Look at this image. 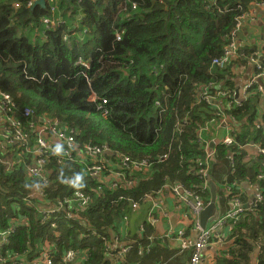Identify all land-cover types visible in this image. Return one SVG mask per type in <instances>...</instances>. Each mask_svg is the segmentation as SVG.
<instances>
[{
	"label": "trees",
	"instance_id": "trees-1",
	"mask_svg": "<svg viewBox=\"0 0 264 264\" xmlns=\"http://www.w3.org/2000/svg\"><path fill=\"white\" fill-rule=\"evenodd\" d=\"M27 1L0 0V92L13 98L17 121L29 137L26 144L14 142L4 150L0 148V230L14 227L6 241H0V257L4 259L0 264H38L44 251L52 256L51 264H70L67 251L80 249L87 251L83 264H111L102 241L89 234L87 228L105 236L110 230L118 232L123 214L130 212L129 200L141 204L145 195L165 191L162 185L166 182L178 181L209 197L201 187L193 158L199 153L193 143V129L209 120L214 108L223 107L200 98L198 88L226 80L223 72L227 67L218 69L212 59L229 42L235 17L257 0H59L58 7L68 11L67 18L50 28L41 21L49 15V7L27 6ZM132 1L138 5L135 12H130ZM15 2H19L18 7H14ZM68 19L74 20L71 26ZM27 28L28 33H24ZM34 28L39 34L31 37ZM120 30V40H116L115 33ZM63 33L68 34L67 42L62 41ZM78 58L88 61L89 66L76 64ZM7 74L18 75L24 90L7 81ZM227 82L229 87H217L233 89L231 81ZM27 92L37 98L31 101ZM93 93L106 98V118L97 109L101 100L91 99ZM156 99L159 107L154 104ZM24 108L31 110L29 117L23 116ZM198 109H203L202 117ZM223 111L235 120L247 118L254 129L234 133L237 143L260 139L264 146V138L259 136L262 131L254 128V105L249 97L239 106H225ZM38 118L59 122L60 127L72 130L81 144L107 143L132 158H150L151 165L130 175L137 179L133 187L111 189L101 185L96 190V179L76 177L83 174L84 167L75 162V168L74 152L65 154L64 147L54 146L55 154L46 156L48 162L43 167L49 183L43 185L40 179L28 176L21 164L34 161L27 151L35 142L29 124L43 121ZM187 118L188 124L179 125L183 129L181 148L174 141L176 135L171 144L168 137L156 136L158 119L164 127L169 120L173 126L176 120ZM215 151L221 172L228 175L225 185L234 187L236 180L248 179L235 144H219ZM163 153L168 157L157 158ZM230 156L234 157L233 171ZM20 157L23 161L16 162ZM216 171L212 170V176ZM258 183L264 184V178ZM38 184L43 194L32 196L31 203H27L24 196L36 194ZM81 185L91 200L86 208L75 210L77 217L68 218L59 210L54 214L57 219L53 220L51 214L52 218L43 219L40 203H56ZM231 190L238 192L237 188ZM235 196L244 202L240 194ZM53 221L55 226H51ZM230 231L228 238L233 247L226 257L218 259V264H249L252 242L264 238V196L243 210ZM138 243L119 264L142 261L150 250L155 254L157 247L153 245L138 255Z\"/></svg>",
	"mask_w": 264,
	"mask_h": 264
},
{
	"label": "built area",
	"instance_id": "built-area-1",
	"mask_svg": "<svg viewBox=\"0 0 264 264\" xmlns=\"http://www.w3.org/2000/svg\"><path fill=\"white\" fill-rule=\"evenodd\" d=\"M59 0H45L46 6L49 7V15L42 17V23L47 27L54 26L60 23V20L53 21L51 18L57 11V5ZM78 2L82 0H76ZM35 0H28L27 6H33ZM257 5L263 6L264 2L258 3ZM19 2L14 3V7H18ZM138 5L136 2L132 1L130 6V11L134 12L137 9ZM249 16L247 11H241L236 17L234 21L233 27L229 31V42L224 46L222 53L214 57L212 59V65L217 66L219 68L224 67L234 56L237 55L238 51V34L243 26V22L246 17ZM119 38V36H117ZM66 39V36H63V40ZM259 67V66H258ZM260 68V67H259ZM259 75H262L260 73ZM254 82H250L245 85L244 93L241 98H238L236 95V91H223L221 90L219 93L222 96H226L227 102L226 107L239 106L241 105V101L245 100L249 94V89L252 87ZM209 87H212V83L204 85L201 88L200 94L201 98L204 99L208 103L213 102V96L209 90ZM106 103V100H102V105ZM214 110V114L209 119V121H213L217 119V117L221 116V120L225 121L226 114H224V108ZM101 109L102 115L106 116L108 110L104 106H98ZM17 107L13 100V98L4 92H0V148L2 150L9 147V144L14 142H25L27 143L29 137L26 132H24L20 128V122H18V118L16 117ZM24 117H29L31 114V110L29 108H24L22 112ZM42 122L37 121V123L29 124V128L35 134L33 141H35L31 146L27 147L28 152L32 153L34 157V161L31 163L22 162L21 164L26 168L27 174L30 177L40 179L43 185H47L49 180L44 174L45 168L44 165L48 162L46 156L48 154H55L54 146L56 147H64V153L68 154L70 152H74V157L77 154H80L83 158L82 160V173L81 174L85 178H93L96 179L98 185L96 190L101 188V185H105L110 187L111 189H115L118 186H123L124 188L133 187L136 184V178H130L133 172L136 170L148 169L151 163L147 159H136L132 158L126 154H120L116 152L114 149L110 148L106 144H92V143H84L81 144L75 138L72 130H67L65 128L60 127L59 122L53 120H45L42 119ZM34 123V124H33ZM226 127V126H225ZM182 132V129H179V133ZM233 129L229 126L226 129V133L222 138V143L225 145H231L234 142ZM114 153V157L116 158L113 164H108L105 162V155L107 153ZM167 156H162V159H165ZM210 155L207 154L204 159H196L198 170L197 172L205 176L207 171V159H209ZM75 158H72V160ZM23 159L20 157L16 160V162H21ZM135 174V173H134ZM133 174V176H134ZM38 192L36 194H30V196H24V199L27 203H31L32 196H41L43 194V190L40 184H38ZM163 189L170 190L172 196L178 201V207L185 206L187 210L183 213L182 217L184 221H188L187 212L195 217L194 224L195 227H198V232L195 238H190L186 233L185 228H181L174 235L176 240L179 242L181 250H190V257L187 264H199L202 258V251L204 247L210 243L212 237L215 235V231L218 227L226 225L228 221L232 223L237 221L240 214L243 212V207L240 200L235 197L231 200L232 208L229 210L223 217L216 218L215 222L210 226L201 229L199 227V214L204 208V199L197 192L191 191L184 187L181 183H165ZM94 188H91L93 191ZM156 194V195H155ZM154 194L145 195V200L149 202L148 213L146 216V221L155 225L159 222V216L156 213L161 214L164 217L168 216V213L164 211V200L161 197L160 190ZM119 198H122L120 196ZM128 198V197H127ZM126 198V199H127ZM91 198L86 194L84 187L81 185L76 187L71 196L65 197L64 199H58L56 203H53L46 208H43V219L48 220L52 218L50 216L53 215V220L58 217L54 216L55 213L59 212V210H63L65 212V216L68 218L77 217L75 210L84 209L88 206ZM139 203L137 201L129 200L130 212L123 214L120 221L124 224V229H128V221L130 218V213L136 211L138 209ZM42 208V207H40ZM51 226H55V222L51 224ZM145 224L142 223L139 227L140 236L137 237L135 242H139L144 238L145 234ZM14 231V227L10 226L6 230H0V241H6L9 233ZM89 234L95 236L100 241H102L105 246V253L107 258L112 261V264H119V262H123L127 254L131 251L134 243H123V240L120 238L118 234H113L110 236L97 234L95 231H91L87 228ZM172 235L167 232L164 237L170 238ZM148 240H152V237H148ZM148 246L143 247L138 244L137 254L141 255L144 252H147ZM87 251L75 253L71 250L67 251L66 259L70 261V264H83V261L86 259ZM1 261H4L2 257H0ZM38 264H51L52 256L49 255L48 251H44L41 254V257L37 260Z\"/></svg>",
	"mask_w": 264,
	"mask_h": 264
},
{
	"label": "crops",
	"instance_id": "crops-1",
	"mask_svg": "<svg viewBox=\"0 0 264 264\" xmlns=\"http://www.w3.org/2000/svg\"><path fill=\"white\" fill-rule=\"evenodd\" d=\"M249 14L252 16H248V18L244 21L243 26L238 34L240 56L238 55V57H236V59L227 66V70L223 72V76L226 77V80L219 81L218 83H220L221 86L229 87L227 80L231 81L232 88L237 91L238 98H241L244 93L243 90L245 85L250 82H254L250 88L248 97L252 100V104L254 105V128L262 131L259 136L264 138V8L261 6H256L254 11L251 9ZM78 15L81 17L80 14ZM72 22L73 21H71V23ZM28 30L29 29L27 28L23 31L24 33H28ZM31 30H35V28ZM38 34L39 30L36 29L34 36H37ZM260 73H262V75H259ZM198 96H201V94H198ZM92 98H94V96ZM226 102L227 99L219 98L216 101V104L224 107ZM201 110L203 109H198L197 113L202 117L204 112ZM188 119L189 118H187L186 122L183 120H176V122L179 121V124L180 122L188 124ZM225 121L228 122L225 123L224 121L218 119L213 121L206 119L202 125L193 129L195 135L193 143L196 146V150H199V153L193 156L195 160L205 158L209 143L216 139L217 131L222 123H224V127L226 126L223 131V136L225 135L226 129L229 126H231L233 131L238 134H242L248 129H251L252 131L254 130L250 122L247 121V118L235 120L234 118L232 119L230 117H226ZM182 136L183 135L174 138L178 148H181L184 145ZM167 137L169 141L173 140L170 138V136ZM245 137H249V135H246ZM232 144L237 146V151L235 153L239 154L238 156L241 157V162L246 166L248 179L244 181H237L235 179L236 181L234 182V187L229 186V184L225 185L228 175L221 172V162L216 159V146L215 148L213 147V160H208L209 174L205 180V185H202V189L204 191L207 190L209 193L208 198L203 196L205 201L207 199V203L210 200V190L212 187L214 188L216 192V214L207 221L206 227L210 226L218 218L223 217L229 210H231V196L233 198V196L240 194L241 199L244 201L240 202L243 209L245 210L250 209L253 202L261 200L262 196H264V184L258 183L260 178H264V146L261 145L260 139L247 140L244 143H237L234 139ZM113 154L114 153L110 152L105 155L106 163L113 164V162H115L116 158ZM159 156L157 158H159ZM183 157H185V159L188 161H192L193 159L192 157L187 155L185 156L184 154ZM74 158L75 160L73 164H75V168L77 167L76 163H78L81 167L83 160L82 156L77 154ZM147 159L151 160L150 158ZM230 160L234 163L233 156H230ZM214 168L217 171L215 172V175L213 173L212 176V170ZM231 171L233 170L231 169ZM251 175H253V177L249 179ZM76 177L80 178L81 174L78 173ZM253 179H257V181H254ZM166 183L171 184L180 182L177 181ZM235 188L238 189L236 194H234V192L231 190ZM159 190L161 192V197L165 201L164 211L168 213L167 217L156 213V215L159 216V222H157L155 225L149 224L146 221L149 202L145 200L143 203L139 204L136 211L130 213L127 230L124 229V224L122 221H120L118 232L114 230L109 231L110 236L113 234H118L123 240L124 244H135L137 243L135 240L140 236L139 227L142 223L145 224L146 228L144 238L141 239L138 244L143 247L148 246L149 250L150 247L152 249L154 245L157 247V249H154L153 251L155 254H152L150 250V252L143 256L142 261H137L136 263L132 264H153L154 259L155 264H186L188 255H190V250L180 249L179 242L176 240L174 235L179 229L185 228L187 235H189L190 238H195L198 232V227H195L194 224L195 217H193L188 211V221H184L182 215L187 210V208L185 206H177L178 201L172 196L170 190ZM157 191H155L154 194ZM40 206L42 208H46V206H44L42 203H40ZM232 227L233 223L228 221L226 225L216 229L215 235L212 237L210 243H208L202 251V258L199 264H218V259L220 257L227 256L228 251L233 247L232 241L230 238H228V235L231 233L230 229ZM149 230L150 232H148ZM167 232L172 235L170 238L164 237ZM148 237H152V240H148ZM263 239L264 238L252 242L249 264H260L264 261ZM143 242L148 243L143 244ZM45 246H47V244ZM33 263H35V261Z\"/></svg>",
	"mask_w": 264,
	"mask_h": 264
},
{
	"label": "clouds",
	"instance_id": "clouds-1",
	"mask_svg": "<svg viewBox=\"0 0 264 264\" xmlns=\"http://www.w3.org/2000/svg\"><path fill=\"white\" fill-rule=\"evenodd\" d=\"M36 1V0H35ZM76 1V0H75ZM14 4V3H13ZM34 5V4H33ZM45 5H46V3H45ZM256 6H260V5H257L256 4V2H254L253 4H251L250 6H249V9L248 10H244V11H247L248 13L251 11V9L254 11V9L256 8ZM261 7H263L264 8V5L263 6H261ZM131 12V11H130ZM135 12V11H134ZM248 17H246L245 18V20L247 19ZM58 20H60V23L63 21L62 20V18L60 17V18H58ZM244 20V21H245ZM60 23H58V24H56V25H58L59 26V24ZM244 23V22H243ZM45 26V25H44ZM46 27V26H45ZM53 27V26H52ZM50 28V27H49ZM242 28V27H241ZM120 35H121V30L120 31H116V33H115V38H116V40H120ZM63 36H66V39L65 40H63ZM117 36H119V38H117ZM46 37V36H45ZM45 37H44V39H45ZM68 34L67 33H63L62 34V41L63 42H67L68 41ZM237 45H238V43H237ZM239 51H240V49H239V46H238V51H237V55L236 56H234V58H232L224 67H222V68H219V67H217V66H215V67H217L218 69H223V68H225V67H227L229 64H231L232 62H233V60H235L236 59V57H238V55H239ZM240 56V55H239ZM76 64H81V65H83L84 67H88L89 66V63H88V61H86V60H82L81 58H78L77 60H76ZM214 66V65H213ZM152 68H154V67H152ZM154 71H156V70H154ZM153 71V72H154ZM209 83V82H208ZM207 83V84H208ZM206 85V84H205ZM220 85V83H216V84H213L212 83V87L214 86V88L216 89L215 90V92L214 91H212V87H209V90H210V92H211V94H212V96H213V103H215L216 104V101L219 99V98H225V99H227L226 98V96H222V95H220V91L221 90H223L224 92L225 91H235L234 89H223V88H218L217 86H219ZM221 86V85H220ZM202 87H204V85H202V86H200L199 88H198V92H199V94H200V91H201V88ZM249 91H250V89H249ZM236 95H237V91H236ZM249 95V94H248ZM94 96V98H92ZM200 98H201V96H200ZM247 98H248V96H247ZM91 99L92 100H95V99H99V100H101V102L98 104V106H104L107 110H108V107L106 106V103H107V100H106V98H104V97H99V96H97L96 94H92L91 95ZM103 99H105L106 100V103L104 104V105H102V100ZM154 104H155V106H160V103H159V100H155L154 101ZM98 106H97V109L100 111V116L102 117V118H106V116H107V114H106V116H103L102 115V112H101V109L100 108H98ZM219 106V105H218ZM235 106V105H234ZM221 107V106H220ZM229 117V116H228ZM39 119V118H38ZM222 119V118H221ZM158 121H159V128L158 129H156V136H158V137H160L161 135H163V137L164 138H166L167 136H170V138L171 139H173L174 138V136L176 135V136H181V135H183L182 134V132H183V129L182 128H180V124H179V121L178 122H176V124L174 123V125L172 126V122H171V120H169L167 123H166V125L164 126V127H162V123H161V121L158 119ZM184 122H186V120H183ZM179 129H182V132L181 133H179ZM224 129H225V127H224ZM224 131V130H223ZM235 133V132H234ZM233 133V136L235 135ZM222 138H223V136H222ZM171 140H170V144H171ZM220 144H222V145H224L225 147H228V146H230V145H225V144H223L222 143V139H221V141L219 142ZM92 144H94V143H92ZM101 144H106V145H108L107 143H101ZM170 144H169V146H170ZM97 145H100V144H97ZM232 145V144H231ZM109 146V145H108ZM168 146V147H169ZM217 146V145H216ZM110 147V146H109ZM111 148V147H110ZM214 148H215V146H214ZM120 154H122V153H120ZM206 154H209L210 155V157H209V159H211L212 157H213V151H212V153H210L209 151H207V153ZM127 155V154H126ZM164 155H166L167 157H168V153H163V154H161L159 157H160V160H164V159H162V156H164ZM183 156V155H182ZM166 157V158H167ZM206 157V156H205ZM185 158V157H184ZM137 159H147V158H145V157H143V158H137ZM209 159H207V171H206V174H205V176L204 177H202V175L200 174V173H198V175H199V177L202 179V183H201V187H202V185H205V180H206V178H207V176H208V172H209V164H208V160ZM148 160V159H147ZM149 162H150V160H148ZM194 161H195V159H194ZM195 164H196V166H197V162L195 161ZM231 169L232 170H234V163L231 161ZM197 170H198V167H197ZM202 198H203V196H201ZM236 196H233V198H235ZM232 198V199H233ZM204 199V198H203ZM231 199V200H232ZM204 203H205V205H206V201L204 200ZM205 205H204V207H205ZM232 208V207H231ZM204 209V208H203ZM244 210V209H243ZM242 214V213H241ZM241 214H240V216H241ZM239 216V217H240ZM238 217V218H239ZM238 220V219H237ZM206 228V227H205ZM82 251H84V252H86L84 249H80V250H77V252H75V253H79V252H82ZM149 251V250H148ZM147 251V252H148ZM145 253V252H144Z\"/></svg>",
	"mask_w": 264,
	"mask_h": 264
},
{
	"label": "water",
	"instance_id": "water-1",
	"mask_svg": "<svg viewBox=\"0 0 264 264\" xmlns=\"http://www.w3.org/2000/svg\"><path fill=\"white\" fill-rule=\"evenodd\" d=\"M69 1V0H65ZM39 4L40 6H45V0H36L34 2V5ZM39 120H42V118H39ZM223 130H224V123H222L217 131L216 139L214 141H211L209 143L208 151L212 153L213 147L218 145L219 142L222 139L223 136ZM213 160V157L211 158ZM216 192L214 188L212 187L210 190V200L206 203L204 209L199 214V226L201 229H204L207 225V221L212 218L216 214Z\"/></svg>",
	"mask_w": 264,
	"mask_h": 264
},
{
	"label": "rangeland",
	"instance_id": "rangeland-1",
	"mask_svg": "<svg viewBox=\"0 0 264 264\" xmlns=\"http://www.w3.org/2000/svg\"><path fill=\"white\" fill-rule=\"evenodd\" d=\"M61 12V13H60ZM67 13H68V11H63L62 10V8H60V7H58V5H57V11H56V13L53 15V17L51 18L53 21H55V20H57L58 18H63V20H64V18H67ZM249 16H252L251 14H249ZM69 21H68V25H70L71 26V21H74V20H71L70 21V19H68ZM65 21V20H64ZM43 24V23H42ZM44 26V25H43ZM30 36L31 37H36V35L34 36V34H33V32H31L30 33ZM6 78H7V81H10V82H14L17 86H19L21 89H23V87L21 86V84H20V82H19V77H18V75L15 77V76H13V75H6ZM24 90V89H23ZM27 95H28V98L32 101V100H34V99H36L37 97L35 96V95H33V94H31L30 92H27Z\"/></svg>",
	"mask_w": 264,
	"mask_h": 264
},
{
	"label": "flooded vegetation",
	"instance_id": "flooded-vegetation-1",
	"mask_svg": "<svg viewBox=\"0 0 264 264\" xmlns=\"http://www.w3.org/2000/svg\"><path fill=\"white\" fill-rule=\"evenodd\" d=\"M258 3L264 2V0H257Z\"/></svg>",
	"mask_w": 264,
	"mask_h": 264
}]
</instances>
